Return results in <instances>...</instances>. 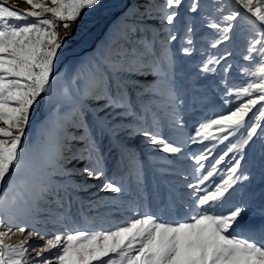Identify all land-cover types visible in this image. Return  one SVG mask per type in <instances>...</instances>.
I'll use <instances>...</instances> for the list:
<instances>
[{
    "label": "snow or ice",
    "instance_id": "obj_1",
    "mask_svg": "<svg viewBox=\"0 0 264 264\" xmlns=\"http://www.w3.org/2000/svg\"><path fill=\"white\" fill-rule=\"evenodd\" d=\"M235 2L254 17L249 18L251 34L244 38L242 58L248 63L237 68L242 80L238 86L229 81L233 52L219 49L233 42L241 13L225 14L219 0L211 2L214 12L201 0H163L149 3L143 12L139 6L131 9L133 22L125 25L124 42L108 47L86 71L81 62L55 100L54 73L77 38L73 25L84 20L80 39L86 43L91 27L87 18L111 6L104 0H27L30 9L20 11L0 3V264H264V0ZM61 22L63 34L57 31ZM198 36L204 42L200 73L218 74L224 104L236 106L200 122L189 137L193 144L216 143L191 155L196 182L185 185L190 202L183 204V218L165 220L134 201L126 207L132 215L107 229L72 227L78 219L71 202L66 209L61 192L87 189L89 180L98 181L94 186L101 191L118 194L113 199L126 191L107 175L105 138L112 141L123 134L131 141L143 136L175 162L189 158L183 144L165 138L159 128L165 119L173 127L184 126L181 109L189 97L178 54L192 56ZM45 97L53 108L48 120L59 128V137L54 155L37 164L35 156L29 159L31 143L22 141ZM224 141L227 150L217 153V143ZM119 147L130 155L128 143L121 141ZM226 157L227 173H221L218 166ZM74 161L84 166L69 168ZM30 166L41 177L35 194L9 198L18 183H28L20 175ZM75 175L82 177L80 183L73 180ZM135 177L143 183L140 172ZM53 202L59 211L46 207ZM173 207L174 201L166 212ZM25 211L29 218L21 223ZM17 232L22 237L18 242H5ZM30 236L44 243H29Z\"/></svg>",
    "mask_w": 264,
    "mask_h": 264
},
{
    "label": "rangeland",
    "instance_id": "obj_2",
    "mask_svg": "<svg viewBox=\"0 0 264 264\" xmlns=\"http://www.w3.org/2000/svg\"><path fill=\"white\" fill-rule=\"evenodd\" d=\"M104 2L111 7L99 14L88 17L91 22V27L88 30L87 42H81L83 35L84 20L76 23L72 27V31L76 34V39L72 42L71 49H65V55L61 57L57 65L58 71L54 73L58 77L56 85L53 89L52 97L55 100L60 94L66 81L71 79L77 71H79L81 62H84V70H87L89 62L101 57L108 47H115L124 42L125 25H130L133 22L130 10L135 6H139L141 12L149 5V3L161 4L163 0H104ZM212 0H201L202 4L209 5L208 11L214 12L210 6ZM225 6V14L232 11H239L241 16L236 21L234 29V40L232 43H227L219 49L223 52L227 47L233 52L230 57V62L233 63L234 68L230 74L229 81L237 86L242 82L237 73V68L240 65H245L248 62L243 60L245 54V37L250 35L251 25L249 18L251 13H247L245 9L236 4L235 0H219ZM0 3H5V6L14 8L15 10L25 11L30 9L27 0H0ZM51 18L50 14H46ZM128 17L125 20V17ZM35 18H29V21ZM138 19V18H137ZM25 21H18L17 23H24ZM106 26L104 32L103 29ZM61 34L64 29L62 22L57 28ZM136 35L132 36L135 40ZM149 38L151 34L149 33ZM204 46L203 40L198 36L197 51L192 56H183L178 54L180 67L186 73L184 83L188 87V103L182 105L181 113L185 121L183 128L173 127L169 120L165 119L159 128V132L165 138L183 144L186 148L188 159L182 156L179 162H175L176 158L170 154L163 153L159 150H154L148 144L143 136H136L133 140L128 141L123 134L120 137L109 141L104 140V166L109 178H115L116 183H123L126 191L120 195V199H113L118 194L101 191L94 185L98 183L95 180H89L87 183L92 185L87 189L70 190L69 194L64 197V204L67 206L71 202V212L78 219V223L72 227L81 229H96L101 227L107 229L112 225L122 222L132 213L126 210L128 205L134 201H142L147 204L149 209L164 216L165 220L174 221L179 216L183 218V204L190 202L188 193L190 189L186 188L187 182L195 183L192 179L191 173L195 161L191 159L193 153L199 154L205 145L211 146L215 141H203V143H191L189 137L194 134V129L200 122H204L207 118H212L214 113L227 112L230 108H234L236 103L226 105L223 101V84L220 83V76L213 74L200 73L199 67L203 57L200 54V49ZM178 47L174 44L173 48ZM210 51H215L211 50ZM193 95L195 98V105L192 104ZM151 103H156L152 101ZM53 111V108L47 102L45 97L39 102L38 106L32 113L30 123L26 129L25 138L22 145L31 143L29 159L33 156L36 158L37 164H40L46 157L54 155L59 137V128L50 120L48 114ZM255 111V109H254ZM251 115V114H250ZM151 116H149V121ZM2 126V125H0ZM232 139V138H230ZM123 141L130 145V155L122 154L119 144ZM228 141L217 143L216 152L223 153L226 151ZM79 147V145H76ZM233 155V154H230ZM227 161L218 166L221 173H227ZM207 163V162H205ZM83 163L77 164L75 161L69 164V168H82ZM130 171L132 175H130ZM140 172L143 177V183H138L135 173ZM38 168L28 167L22 168L20 179L27 180V184H19L16 192L9 193V198L12 195L20 193L24 198L30 199L37 190V185L41 177L37 174ZM185 174H188V180H185ZM227 178V175L224 176ZM57 180L61 177H56ZM257 184H259V177L257 176ZM73 180L77 183L82 181V177L75 175ZM216 180H220V176H216ZM19 198V197H18ZM51 199V198H50ZM175 202V207L170 209V214L166 212V208L171 202ZM50 206L54 211H59L56 204L53 202ZM29 218L27 211L20 214V222L23 223ZM256 222H259V217H256ZM51 228V225L48 226ZM21 234L16 233L5 242L14 244L21 239ZM29 243L36 245L43 244L44 241L36 236L26 237ZM32 257L35 252L30 253ZM49 255V253H45ZM28 264H35L34 260H30Z\"/></svg>",
    "mask_w": 264,
    "mask_h": 264
},
{
    "label": "water",
    "instance_id": "obj_3",
    "mask_svg": "<svg viewBox=\"0 0 264 264\" xmlns=\"http://www.w3.org/2000/svg\"><path fill=\"white\" fill-rule=\"evenodd\" d=\"M105 28H106V26L104 27L103 32H104Z\"/></svg>",
    "mask_w": 264,
    "mask_h": 264
},
{
    "label": "bare ground",
    "instance_id": "obj_4",
    "mask_svg": "<svg viewBox=\"0 0 264 264\" xmlns=\"http://www.w3.org/2000/svg\"><path fill=\"white\" fill-rule=\"evenodd\" d=\"M46 207H48V206L46 205Z\"/></svg>",
    "mask_w": 264,
    "mask_h": 264
}]
</instances>
